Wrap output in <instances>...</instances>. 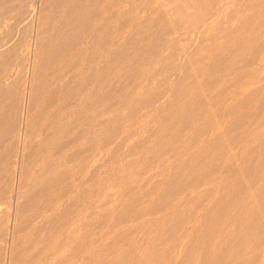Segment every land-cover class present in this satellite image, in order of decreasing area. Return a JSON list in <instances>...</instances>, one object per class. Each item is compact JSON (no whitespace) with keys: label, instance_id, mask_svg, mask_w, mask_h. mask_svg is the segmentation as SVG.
<instances>
[{"label":"rangeland","instance_id":"1","mask_svg":"<svg viewBox=\"0 0 264 264\" xmlns=\"http://www.w3.org/2000/svg\"><path fill=\"white\" fill-rule=\"evenodd\" d=\"M37 2L0 0V264H264V0Z\"/></svg>","mask_w":264,"mask_h":264},{"label":"bare ground","instance_id":"2","mask_svg":"<svg viewBox=\"0 0 264 264\" xmlns=\"http://www.w3.org/2000/svg\"><path fill=\"white\" fill-rule=\"evenodd\" d=\"M35 1V0H34ZM140 1V0H139ZM153 1V0H152ZM173 1V0H172ZM43 2H45V1H43ZM225 2V1H224ZM36 3H38L37 2V0H36ZM41 3V2H40ZM171 3V2H170ZM216 3V2H215ZM221 4V3H220ZM224 4V3H223ZM92 5V4H91ZM133 5V4H132ZM161 5V4H160ZM176 5V4H175ZM32 6V5H31ZM36 6H38V5H36ZM137 6H138V4H137ZM179 6H180V4H179ZM113 7V6H112ZM117 7V6H116ZM176 7H177V5H176ZM38 8V7H37ZM158 8V7H157ZM218 9V8H217ZM37 10V9H36ZM157 10V9H156ZM66 11V10H65ZM64 11V12H65ZM69 11V10H68ZM162 11V10H161ZM174 11H175V9H174ZM36 12H38V11H36ZM164 12V11H163ZM162 12V13H163ZM217 12H219V9H218V11ZM159 13V12H158ZM189 13V12H188ZM37 14V13H36ZM159 15V14H158ZM167 15V14H166ZM160 16V15H159ZM38 17V16H37ZM149 17V16H148ZM162 17H164L163 15H162ZM182 17V16H181ZM184 17V16H183ZM205 17V16H204ZM217 17V16H216ZM215 16H214V18H216ZM35 19H36V16H35ZM151 19H153V18H151ZM168 19V18H167ZM33 20V19H32ZM165 20V19H164ZM172 20V19H171ZM188 20V19H187ZM213 20V19H212ZM212 20L211 21H208V23L206 22V25L207 24H209L210 22H212ZM37 21V20H36ZM88 21V20H87ZM136 21V20H135ZM162 21H163V19H162ZM26 22V21H25ZM149 23V22H148ZM165 23V22H164ZM88 24V23H87ZM101 24V23H100ZM163 24V23H162ZM24 25V24H23ZM156 25V24H155ZM35 26V25H34ZM41 26V25H40ZM201 26V25H200ZM36 27V26H35ZM35 27H33V30H34V28ZM99 27V26H98ZM174 28V27H173ZM200 28V27H199ZM29 30V29H28ZM137 33V32H136ZM17 34V33H16ZM20 34V33H19ZM181 34V33H180ZM221 34V33H220ZM108 35V34H107ZM18 37V36H17ZM49 37H50V35H49ZM32 38H34L33 36H32ZM45 38V37H44ZM16 39V38H15ZM38 39H41V38H38ZM37 39V40H38ZM226 40V39H225ZM229 40V39H228ZM233 41V40H232ZM34 42V41H33ZM36 43V42H35ZM32 44V43H31ZM28 45H30V44H28ZM36 45V44H35ZM93 45V44H92ZM27 46V45H26ZM33 46V45H32ZM37 46V45H36ZM94 46V45H93ZM35 47V46H34ZM27 48H28V46H27ZM95 48V47H94ZM59 50H61V48H59V47H57L56 49H55V52L56 51H59ZM91 50V49H90ZM255 50V49H254ZM255 52V51H254ZM23 55V54H22ZM115 55V54H114ZM257 55H259V54H257ZM31 56V55H30ZM37 56V55H36ZM254 56V55H253ZM20 57V56H19ZM32 57V56H31ZM31 57H30V59H31ZM125 57V56H124ZM29 59V60H30ZM30 62V61H29ZM27 63V62H26ZM31 63V62H30ZM196 63V62H195ZM29 65H31V64H29ZM21 67V66H20ZM29 67V66H28ZM40 68V67H39ZM111 68V67H110ZM37 70V69H36ZM181 70V69H180ZM13 71H14V69H13ZM31 71V70H30ZM29 71V72H30ZM17 72V71H16ZM15 73V72H14ZM17 74V73H16ZM36 74V73H35ZM14 76V75H13ZM12 76V77H13ZM29 76V75H28ZM47 77V76H46ZM13 78H15V77H13ZM3 79V78H2ZM30 79V78H29ZM8 82H9V77H8ZM15 80V79H14ZM20 81V80H19ZM1 82V81H0ZM3 82V81H2ZM11 83V82H10ZM10 83H9V85H10ZM22 85V84H21ZM166 86V85H165ZM6 87H8V85H6ZM28 91V90H27ZM10 95V94H9ZM13 97V96H12ZM13 99V98H12ZM166 99V98H165ZM37 101H39V100H37ZM165 101V100H164ZM6 102V101H5ZM43 102V101H42ZM34 103V102H33ZM30 104V103H29ZM28 104V105H29ZM38 104V103H37ZM7 105V104H6ZM25 105V104H24ZM27 105V104H26ZM42 105V104H41ZM46 107V106H45ZM229 107V106H228ZM24 108V107H23ZM35 108V107H34ZM53 108V107H52ZM50 110V109H49ZM156 111V110H155ZM154 111V112H155ZM153 113V112H152ZM25 114V113H24ZM143 119V118H142ZM3 120V119H2ZM6 123H8V122H6ZM111 123V122H110ZM139 123V122H138ZM26 125V124H25ZM34 126V125H33ZM24 128H26L25 126H24ZM139 128H141V127H139ZM35 129V128H34ZM38 129H40V128H38ZM37 129V130H38ZM23 130V129H22ZM140 131V130H139ZM44 134V133H43ZM50 134V133H49ZM49 136V135H48ZM47 136V137H48ZM45 137H46V133H45ZM53 140V139H52ZM73 140H75V139H73ZM103 140V139H102ZM22 141V140H21ZM60 141V140H59ZM259 141V140H258ZM249 142V141H248ZM54 143V142H53ZM65 145V144H64ZM58 146V145H57ZM63 146V145H62ZM246 146V145H245ZM20 148H21V145H20ZM22 149V148H21ZM242 152V151H241ZM7 154V153H6ZM2 156V155H1ZM19 156V155H18ZM19 163V162H18ZM11 165H12V163H11ZM19 167V166H18ZM232 167V166H231ZM19 170V169H18ZM203 183V182H202ZM203 185V184H202ZM216 187H217V185H216ZM29 194V193H28ZM194 194H196V193H194ZM1 195H2V193H1ZM9 195V194H8ZM215 197V196H214ZM70 199V198H69ZM210 201V200H209ZM57 202V201H56ZM6 205V204H5ZM1 208V207H0ZM12 211V210H11ZM204 213V212H203ZM200 215V214H199ZM201 216V215H200ZM197 219V218H196ZM110 220V219H109ZM154 221V220H153ZM152 222V221H151ZM192 222V221H191ZM12 223H13V221H12ZM79 225V224H78ZM102 225V224H101ZM78 227V226H77ZM133 227V226H132ZM11 228V227H10ZM76 228V227H75ZM148 233V232H147ZM99 235V234H98ZM92 236V235H91ZM11 237V236H10ZM12 239V238H11ZM74 239V238H73ZM241 240V239H240ZM13 241V240H12ZM65 241V240H64ZM63 241V242H64ZM181 241V240H180ZM72 242V241H71ZM131 242V241H130ZM205 242V241H204ZM186 243V242H185ZM6 244V243H5ZM4 245V244H3ZM129 245V244H128ZM213 245V244H212ZM82 246V245H81ZM88 246V245H87ZM86 246V247H87ZM141 247V246H140ZM183 248V247H182ZM189 248V247H188ZM162 249V248H161ZM178 249V248H177ZM148 252V251H147ZM174 253V252H173ZM149 254H151L150 252H149ZM82 256V255H81ZM119 256V255H118ZM153 257V256H152ZM155 260V259H154ZM157 260V259H156ZM80 261V260H79ZM261 264H262V262H261Z\"/></svg>","mask_w":264,"mask_h":264}]
</instances>
